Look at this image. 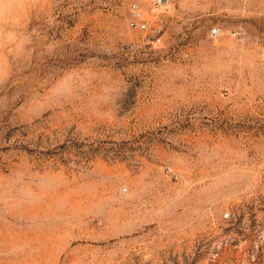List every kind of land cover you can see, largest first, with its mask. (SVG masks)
Segmentation results:
<instances>
[{
    "label": "rangeland",
    "instance_id": "obj_1",
    "mask_svg": "<svg viewBox=\"0 0 264 264\" xmlns=\"http://www.w3.org/2000/svg\"><path fill=\"white\" fill-rule=\"evenodd\" d=\"M167 1L0 0V264H264V0Z\"/></svg>",
    "mask_w": 264,
    "mask_h": 264
},
{
    "label": "built area",
    "instance_id": "obj_2",
    "mask_svg": "<svg viewBox=\"0 0 264 264\" xmlns=\"http://www.w3.org/2000/svg\"><path fill=\"white\" fill-rule=\"evenodd\" d=\"M161 2H162V1H160V3H161ZM163 2L168 3L167 0H163ZM211 36H212L213 38H218V37L220 36V31H219L218 29H214V30H212V32H211Z\"/></svg>",
    "mask_w": 264,
    "mask_h": 264
}]
</instances>
